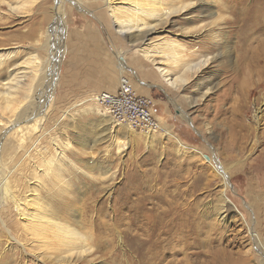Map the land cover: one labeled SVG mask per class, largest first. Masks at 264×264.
Masks as SVG:
<instances>
[{
  "label": "rangeland",
  "instance_id": "obj_1",
  "mask_svg": "<svg viewBox=\"0 0 264 264\" xmlns=\"http://www.w3.org/2000/svg\"><path fill=\"white\" fill-rule=\"evenodd\" d=\"M133 1L148 13L157 8L155 0L127 2ZM240 1L194 0L195 8L163 23L123 8L122 18L161 24L138 46L131 35L118 34L106 0H34L15 13L0 5V53L18 51L16 63L37 55L30 66L37 77L30 98L14 114L21 122L12 130L18 131L12 145L7 149L1 142L0 166L15 197L37 192L61 220L93 236L91 254L64 264H264L254 240L258 236L264 244V187L253 185L264 184V63H256L264 36L244 39L241 24H233ZM202 26L207 31L198 41ZM215 32L219 39L211 36ZM167 42L181 45L182 63L208 55L213 60L173 89L156 69L160 60L141 54L144 48L170 51ZM132 63L160 84L155 114L164 132L117 125L89 101V94L130 79ZM182 63H172L174 77ZM8 116L0 106V137ZM171 207L187 213L173 221L166 216ZM226 210L225 220L220 214ZM160 219L170 228L185 225L173 243L151 231ZM157 239L162 248L143 246ZM34 244L14 203L0 198V264H59L65 255L54 241L46 248Z\"/></svg>",
  "mask_w": 264,
  "mask_h": 264
},
{
  "label": "bare ground",
  "instance_id": "obj_2",
  "mask_svg": "<svg viewBox=\"0 0 264 264\" xmlns=\"http://www.w3.org/2000/svg\"><path fill=\"white\" fill-rule=\"evenodd\" d=\"M33 1L0 0V5L7 4L8 7L10 8V11L15 13L19 10L27 8L29 5H32ZM127 1L128 0H106V4L108 5L112 13V17H114L113 21L116 23L117 25L116 27H118L117 28L118 34L120 36L131 35V38H133V45L138 46L140 44L139 42H146L150 38V36L155 34L159 30L161 24L160 23L137 24V21L134 19L133 16L129 15L130 17H126L127 15H125V18L120 17L119 15L121 14L122 12L121 9L123 8L129 11H140L141 13L144 14L148 13L145 10L144 5L142 6V4H139L134 1L132 3H129ZM193 1L194 0L182 2L179 5V4L171 3L172 1L170 2V4L169 3L167 4L165 0H155L152 5L154 6V8L155 7L157 8L153 9L150 7L148 15L150 17L157 18L158 20H160L158 22L163 23L165 19H169L172 16L178 14L182 15L184 13H187L191 9L195 8L194 7L195 2ZM217 1H221V0H217ZM214 3L215 2H212V4ZM222 6L227 10L229 9L228 4H226L225 2L222 3ZM234 7L236 8L235 9L236 12L233 9L235 12L234 14L236 16V19H234L233 24L235 25L241 24L240 27H243L244 30V37H245L244 39L253 38L257 34H262L264 36V1L258 2L257 0H241ZM160 9H163V12L156 11ZM153 12L155 13L153 14ZM205 29L206 28L203 27L200 34L196 33L199 34L195 37L196 40L201 41L204 38L201 34L207 31ZM211 36L218 38V33L215 32ZM218 43L219 40L216 41V45H218ZM158 45L161 47V44ZM164 46L169 48L170 51L167 50L163 52L160 50L156 51L151 48H144L141 54L144 56L145 59L151 62H154L156 58L160 60V62L156 63V65H158L156 69L163 77L164 81L171 88L176 90L181 89V87L185 86L188 83L189 73L202 72L209 65V62L213 60L212 57L208 55V56L199 57L197 60L198 62L187 61L182 63L184 56L180 51L181 45H179L176 42H167L164 43ZM261 46H262L261 54L257 57V61H256L258 66L261 63H264V38ZM17 54L18 51H9V52L5 51L0 53V70L2 67L8 68L3 73H0V106L3 112L5 113L8 112L10 114V116H8L9 118L6 119V122H3L4 123L3 133L0 137V146L2 144L1 142L3 141V143L5 142L4 147L7 149H9L8 148L9 145H12L13 143L12 139H14L15 134L18 132L16 130L15 131L12 130L18 125V122H21V118L13 119L14 114L19 108H21L25 104L26 100L30 98V90L32 89L37 77V73H36L37 70L34 69L30 71V66L33 67L36 64L37 55H32L29 58V60L25 59L20 63H16L14 61ZM118 59L120 60L123 59L122 53L121 54L119 53ZM173 62L182 63L181 70L178 75L176 74L175 77L172 75V73L174 72L173 69H175L173 68L174 67V65L172 64ZM120 66L121 68H123V65ZM30 117H28L26 120H29ZM248 131H250L249 128ZM248 134L250 135V132ZM178 145L185 148L184 145L181 144L180 142L178 143ZM206 161L211 165L213 164V161L211 159H207ZM47 165L49 164L47 163ZM4 170L5 168H3V166H0V198L2 200V203L9 201H12L14 203V205L16 206V210L18 212V216L21 221L22 229L28 236L31 237V239L35 243L34 245H37V247L40 248L42 247L46 248L52 245L54 241L56 243V246L59 248V251L65 253V255L58 257L57 263L59 264L69 263L66 261H69L71 257H74L76 255L82 257L89 255L93 252V248H92L93 245L90 244L92 242L93 236L85 235L81 233V231H79L77 228L61 220L60 216H58L59 214L56 211V209L50 207L48 204L44 206V204L40 202L39 195H37V192L33 194L32 191V194L26 195L24 199H18L17 197H15V195L10 190L8 174ZM216 172L217 173L220 172L219 174L223 176L225 180L226 173L223 170ZM253 185L254 188L258 186L257 188L262 187L263 189L264 187V184L261 183L259 184L255 183ZM186 213L187 211L181 212L178 207H174V208L171 207L169 208V210H167L166 216L172 215L171 218L173 221L176 220L179 221L182 219V216ZM226 213L227 210L223 211L220 214V217L226 220L228 216ZM162 223H163L162 219L155 221L151 225V231L159 232L160 236L161 235L168 236V240L170 242L172 241V243L174 242V240L178 239L177 237L178 232L182 231L183 228L185 227V225L181 223V225L177 224L172 228H170L168 224L163 225ZM11 238L15 240L16 243H19V245L24 247V244L19 242L15 237L11 236ZM188 240H189V236L187 235L184 238V243H183L185 247L189 245L187 242ZM254 240L256 242V246L258 247V249L262 253H264V244L260 241L258 236H254ZM180 241L182 242L181 238ZM143 243H144L143 246L147 245L148 243L149 244L151 243L153 247L156 248L163 247L162 246L163 241L160 239L154 241L147 240L144 241ZM38 260L39 262H41L40 257H38Z\"/></svg>",
  "mask_w": 264,
  "mask_h": 264
},
{
  "label": "built area",
  "instance_id": "obj_3",
  "mask_svg": "<svg viewBox=\"0 0 264 264\" xmlns=\"http://www.w3.org/2000/svg\"><path fill=\"white\" fill-rule=\"evenodd\" d=\"M89 101L106 111L117 125L153 134L166 130L153 113L154 100L137 94L127 77H122L116 92L99 93Z\"/></svg>",
  "mask_w": 264,
  "mask_h": 264
},
{
  "label": "crops",
  "instance_id": "obj_4",
  "mask_svg": "<svg viewBox=\"0 0 264 264\" xmlns=\"http://www.w3.org/2000/svg\"><path fill=\"white\" fill-rule=\"evenodd\" d=\"M126 67V66H125ZM127 73L130 76V83L137 92L138 95L143 97L152 98L154 100V107H153V113L154 116L159 120L158 116L155 114V109H158V103L162 102L161 100L155 98V95L158 91H160V84L158 81H155L154 77L148 78L145 76L144 67L137 65V63H132L130 66H127ZM114 78V77H113ZM116 81H117V74H116ZM121 80V79H120ZM120 82V81H119ZM119 88V84L115 86L112 90H103L102 92H116ZM100 92V93H102ZM99 94V92H95L92 94H89V96H95ZM158 112V111H157Z\"/></svg>",
  "mask_w": 264,
  "mask_h": 264
}]
</instances>
